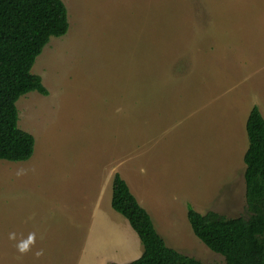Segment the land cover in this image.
Returning a JSON list of instances; mask_svg holds the SVG:
<instances>
[{
  "label": "rangeland",
  "instance_id": "1",
  "mask_svg": "<svg viewBox=\"0 0 264 264\" xmlns=\"http://www.w3.org/2000/svg\"><path fill=\"white\" fill-rule=\"evenodd\" d=\"M63 1L69 32L32 70L50 96L17 103L34 155L0 160V251L9 254L0 264H13L34 229L68 230L62 260L76 264L90 205L125 158H136L121 172L168 246L226 264L194 234L188 209L247 217L246 125L255 106L264 116V0ZM111 200L112 185L103 204Z\"/></svg>",
  "mask_w": 264,
  "mask_h": 264
},
{
  "label": "trees",
  "instance_id": "2",
  "mask_svg": "<svg viewBox=\"0 0 264 264\" xmlns=\"http://www.w3.org/2000/svg\"><path fill=\"white\" fill-rule=\"evenodd\" d=\"M69 28L62 0H0V160L27 162L34 155L35 138L19 127L17 103L31 93L49 95L32 70L51 39L66 36ZM247 135V217L188 209L194 234L226 264H264V116L257 106L250 112ZM112 208L129 221L144 246L142 257L129 264H204L168 246L120 174L113 181Z\"/></svg>",
  "mask_w": 264,
  "mask_h": 264
},
{
  "label": "crops",
  "instance_id": "3",
  "mask_svg": "<svg viewBox=\"0 0 264 264\" xmlns=\"http://www.w3.org/2000/svg\"><path fill=\"white\" fill-rule=\"evenodd\" d=\"M46 89L48 90V88ZM49 96L50 92L46 97ZM135 159L136 158H125L119 160L111 168L112 171H107L106 175H104L106 178L104 184L103 181L101 182V188L103 189L102 193L98 199L90 205L91 212L88 217V230L83 237L80 255L78 256L79 258L76 264H129L128 262L136 261L142 257L144 248L141 245V239L129 221L112 208V200L111 206L103 204V193L112 185L113 195L114 177L116 174H120L127 182L131 192L140 205L150 214L154 222L150 210L143 206V202L148 204L147 200L134 193V191H137L136 187H134L137 183L126 174V169L124 174L121 172L122 168H126V165L129 162H134ZM81 162L84 163V160ZM111 172L114 173L113 178L109 176ZM29 226L30 228L36 227V225ZM33 233V239L28 240L24 238L25 240L19 241L17 245L18 248H15L14 255H12L13 264H22L21 260H18V257L27 254L30 256L27 260L30 264H69L68 259L66 262L62 260L69 255L71 236L68 230L65 234L61 231L53 238L48 237V232L44 234L42 231L34 229ZM17 239H20L19 235ZM73 247L75 249L74 239ZM41 254L43 256L37 259V256ZM5 257L9 258V254L5 250L0 251V258ZM32 258H35V262L32 261ZM26 263L27 262H25V264Z\"/></svg>",
  "mask_w": 264,
  "mask_h": 264
}]
</instances>
